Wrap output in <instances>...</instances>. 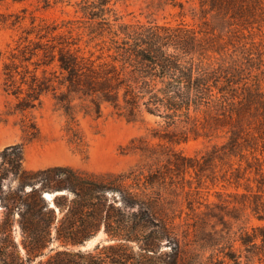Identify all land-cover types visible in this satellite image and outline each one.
Returning a JSON list of instances; mask_svg holds the SVG:
<instances>
[{"label":"rangeland","instance_id":"1","mask_svg":"<svg viewBox=\"0 0 264 264\" xmlns=\"http://www.w3.org/2000/svg\"><path fill=\"white\" fill-rule=\"evenodd\" d=\"M91 1L0 0V152L6 146L21 144L23 168L28 171L70 167L110 184L112 189L107 197L113 224L121 218L125 222L136 220L133 212L138 213L139 207L124 206L126 191L139 196L149 193L157 202L160 216L173 224L180 239L190 243L196 236L202 237L193 224L200 222L201 226L203 220L209 231L215 223L217 229L223 228L219 220L224 218L229 223L224 232L231 234L239 226L251 230L262 224L264 221L257 219L252 207L255 202L262 204L264 214V187L258 188L256 181L260 177L257 168L264 161V95L253 103L251 113L238 122L241 140L247 138L256 150L247 147L233 154L222 149L230 138V120L214 108L191 109L188 122L182 116L172 125L145 109L137 118L129 119L121 91L119 106L103 101L100 114L94 111L90 97L74 93L73 113H66L63 102L57 98L67 91L60 83L63 73L57 60L46 64L45 51L50 46H60L64 39L75 38L87 56L93 53V58L101 56L102 60L110 61L114 55V50L108 49L110 36L97 35L99 19H90L85 10ZM179 1L184 3L183 7L174 5L172 0H112V10L107 16L119 30H124L128 23L183 26L201 31L208 48L204 54L206 62L223 59L227 65L241 66L243 74L251 82L260 83V91L264 93V0H211L204 6L200 0ZM215 2L217 5H213ZM117 67L120 68L119 63ZM33 76L47 80L49 89L35 101L34 107H24ZM216 118L218 123L214 124ZM215 149L219 151L211 155ZM190 159L196 163L195 168L176 165ZM149 179L154 184H148ZM19 189V179L10 175L4 182L3 197L11 198L12 194L18 197ZM30 189L27 185L26 190ZM44 191L52 193L53 206L57 194L73 196L63 188ZM66 207L63 206V212L57 207L59 218L67 211ZM14 235L20 242L21 256L26 257L18 223ZM137 236L143 238L141 234ZM119 243L102 228L74 248L94 250L98 245L102 248ZM124 243L125 264L158 262L161 253L172 251L165 240L158 252L151 251L146 258L140 249L142 241L125 239ZM58 244L54 240L51 247ZM190 248L193 250L194 245ZM44 252L45 255L32 256L26 264L45 262L54 253L49 249ZM209 253L203 252L204 260Z\"/></svg>","mask_w":264,"mask_h":264},{"label":"trees","instance_id":"2","mask_svg":"<svg viewBox=\"0 0 264 264\" xmlns=\"http://www.w3.org/2000/svg\"><path fill=\"white\" fill-rule=\"evenodd\" d=\"M111 1L93 0L85 5L89 18L99 19L97 35L110 36L108 49L114 50L110 61L102 60L101 56L93 58V53L87 56L77 46L79 42L75 38L64 39L60 46L53 45L45 51L48 57L46 64L57 60L63 73L64 79L60 83L66 86L67 91L57 98L63 102L66 113H73L74 93L79 97H90L94 111L100 114L103 101L119 106L121 91L125 115L129 119L137 118L145 109L167 119L172 125L182 116L186 118L182 120L188 122L191 109L214 108L231 123L230 138L222 148L224 152L233 154L247 147L256 150L247 138L241 140L238 122L251 113L253 103L264 95L260 91V83L251 82L250 77L243 74L244 68L234 63L227 65L223 59L206 62L204 54L208 48L200 36L201 31L183 26L128 23H125L124 30L116 29L107 16L112 10ZM172 1L174 5L184 6L182 1ZM209 1L200 0V5H207ZM213 5H217L216 2ZM48 89L47 80L33 76L24 107H34L35 101H39L41 94ZM217 119L214 124L218 123ZM218 151L215 149L211 155ZM255 157L259 159L257 154ZM191 160L176 165L195 168L196 163H191ZM263 164L261 160L256 172L260 176L256 179L258 188L264 187ZM10 175L19 179L20 193H17L18 197L12 194L13 197L4 198V182ZM147 181L154 184L152 179ZM27 185L31 186L30 190H26ZM55 188L68 189L73 196L57 194L54 198L56 206H53L43 193L47 192L45 189ZM109 189H112L110 184L86 177L70 167L28 171L23 168L22 145L6 146L0 152V202L3 204L0 210V264H26L32 256L45 255V249L54 253L38 264H125V239L142 241L140 249L146 258L151 251L158 252L161 243L167 240L172 251L161 253L158 262L151 260L145 264H264L262 204L255 202L252 211L263 223L251 230L243 225L233 234L224 232L229 223L220 218L223 228L217 229L215 223L211 230L206 231L203 220L201 226L200 222L193 224L202 237L196 236L190 243L177 236L173 224L160 216L156 200L146 192L139 196L126 191L124 206L139 207L138 213L133 212L136 220L125 222L121 218L113 224L107 197ZM63 206H67V211L59 218L57 207L63 212ZM16 212L19 213L18 218ZM16 223L20 227L26 257L21 256L20 242L14 235ZM102 228L120 243L102 248L98 245L94 250L74 248L84 244ZM137 234L143 238H138ZM54 240L59 244L51 247ZM192 245L193 250L190 248ZM205 251H210L206 260L203 259Z\"/></svg>","mask_w":264,"mask_h":264},{"label":"water","instance_id":"3","mask_svg":"<svg viewBox=\"0 0 264 264\" xmlns=\"http://www.w3.org/2000/svg\"><path fill=\"white\" fill-rule=\"evenodd\" d=\"M51 192H44L43 193V196L47 199V200H50L51 199Z\"/></svg>","mask_w":264,"mask_h":264}]
</instances>
